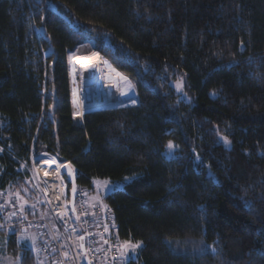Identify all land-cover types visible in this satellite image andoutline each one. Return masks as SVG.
I'll list each match as a JSON object with an SVG mask.
<instances>
[{
  "label": "trees",
  "instance_id": "16d2710c",
  "mask_svg": "<svg viewBox=\"0 0 264 264\" xmlns=\"http://www.w3.org/2000/svg\"><path fill=\"white\" fill-rule=\"evenodd\" d=\"M82 44L132 80L137 105L81 117L74 86V113ZM43 151L89 190L131 177L106 197L121 238L142 243L128 264H264V0H0V192L35 202L23 163Z\"/></svg>",
  "mask_w": 264,
  "mask_h": 264
},
{
  "label": "built area",
  "instance_id": "2783aa9c",
  "mask_svg": "<svg viewBox=\"0 0 264 264\" xmlns=\"http://www.w3.org/2000/svg\"><path fill=\"white\" fill-rule=\"evenodd\" d=\"M42 154V153H41ZM40 155L31 161L37 188L42 193L41 204L24 205L8 193L0 192V234L36 232L42 256L53 264H128L125 258L124 240L112 206L91 204L89 189L79 186L76 198L78 219L70 208V185L64 174L65 190L56 197L53 186L46 182L42 172ZM63 173V172H62ZM43 208L44 211H38ZM85 236V254L81 248V236Z\"/></svg>",
  "mask_w": 264,
  "mask_h": 264
},
{
  "label": "rangeland",
  "instance_id": "374dc122",
  "mask_svg": "<svg viewBox=\"0 0 264 264\" xmlns=\"http://www.w3.org/2000/svg\"><path fill=\"white\" fill-rule=\"evenodd\" d=\"M48 5L50 7H55L54 3L49 1ZM95 49L94 44H82L74 48L69 54H71L72 59L68 55V63H69V77H70V90H71V102L73 106V101H72V90L73 87L75 86V91H76V96H77V103L80 109V104H79V86H78V80L76 76V66L73 60V54L75 55H85L93 52ZM98 51V50H97ZM99 52V51H98ZM99 54H101L99 52ZM102 57V65L104 66V69L106 72H108V82L111 86H113L114 89V96L116 99V105L117 106H122V105H135L138 104V99H137V92L135 89V85L132 80L128 79L125 74L120 72L117 68H115L102 54L100 55ZM72 60V61H71ZM73 62V63H72ZM73 68V69H72ZM73 72V73H72ZM122 73V74H121ZM126 77H125V76ZM174 87L179 94L180 98L187 101L188 103L193 104L195 101V98L193 94L187 90L186 88V82H185V76L181 75L180 78L174 82ZM86 88V87H85ZM113 92V90H112ZM135 101V103H133ZM115 105V106H116ZM112 106H103L100 108H110ZM73 111H74V106H73ZM75 113V111H74ZM82 113V112H81ZM223 140L225 143L230 146V142L228 139L223 137ZM174 145L173 149L169 150L167 148L166 150V155L168 157H176L181 154V148L180 146L175 142L171 141ZM47 152V151H43ZM41 152V153H43ZM40 153V154H41ZM39 154V155H40ZM44 154H49L48 153H43ZM43 155L40 157L42 158ZM58 158V157H57ZM201 160L200 158H198ZM23 169L28 172L29 177L27 179L28 187L29 189L37 190L38 194L36 195V201L33 202L34 204H41L42 201V193L39 191L37 188V184L35 182L34 174L33 171L31 170V164L28 163H23ZM131 180V177H125L123 179H96L94 182L93 187L89 190V196L90 199L92 200H99L101 197L105 198L109 195L111 191L118 190L124 188L126 183H128ZM6 191L13 196L19 198L24 205H30V201H28L25 197L29 195V190H27V194L23 195L18 189H6ZM31 194V193H30ZM44 211L43 208H39L38 211ZM9 235L5 234H0V264H23V257L26 253H29L34 256L35 258V263L36 264H53L48 262L40 253L39 249V235L36 232H30V231H25L21 232L16 236V243L17 246L16 248L12 250L9 246ZM132 244H136L137 242L130 241ZM142 243L140 242V247ZM140 247L136 248L133 250L131 247H125L124 246V256L126 259H137L138 254H139V249Z\"/></svg>",
  "mask_w": 264,
  "mask_h": 264
},
{
  "label": "bare ground",
  "instance_id": "6f19581e",
  "mask_svg": "<svg viewBox=\"0 0 264 264\" xmlns=\"http://www.w3.org/2000/svg\"><path fill=\"white\" fill-rule=\"evenodd\" d=\"M73 57L75 58L76 76L77 79H80L78 80V86L82 112L87 111L90 107L115 106L114 89L108 82L109 73L102 65L100 54L94 50L85 55L73 54ZM40 157L39 162H41L42 172L45 175L44 179L49 185L53 186L54 194L58 197L65 190L62 175L64 162L54 154H44L42 158Z\"/></svg>",
  "mask_w": 264,
  "mask_h": 264
},
{
  "label": "water",
  "instance_id": "95a60500",
  "mask_svg": "<svg viewBox=\"0 0 264 264\" xmlns=\"http://www.w3.org/2000/svg\"><path fill=\"white\" fill-rule=\"evenodd\" d=\"M126 106H131V105L112 106L110 108H119V107H126ZM100 109H103V108L90 107L87 111H85V113L90 112V111L100 110ZM80 116L83 117L84 115H82V113H81ZM63 162H64V166L62 167V172L65 175V177L67 178V181L70 185V208L72 210V213L74 214V217L76 219H78V211L76 208V198H77V192H78V188H79L77 172L74 169V166L70 160H66ZM80 241H81L82 252L85 254V252H86L85 236L82 235L80 238ZM86 264H90L88 258L86 259Z\"/></svg>",
  "mask_w": 264,
  "mask_h": 264
},
{
  "label": "snow or ice",
  "instance_id": "6c2138e0",
  "mask_svg": "<svg viewBox=\"0 0 264 264\" xmlns=\"http://www.w3.org/2000/svg\"><path fill=\"white\" fill-rule=\"evenodd\" d=\"M133 103H135V101H133ZM174 145L173 143L170 141L167 145V148L169 150L173 149ZM124 246L125 247H131L133 250H135L136 248L140 247V242H137L136 244H132L130 241H125L124 242ZM215 249H213L214 251Z\"/></svg>",
  "mask_w": 264,
  "mask_h": 264
},
{
  "label": "crops",
  "instance_id": "0c3cea01",
  "mask_svg": "<svg viewBox=\"0 0 264 264\" xmlns=\"http://www.w3.org/2000/svg\"><path fill=\"white\" fill-rule=\"evenodd\" d=\"M94 182H95V180H94ZM94 182H93V185H94ZM112 192H113V191H111L110 193H112ZM110 193H109V194H110ZM89 201H90L91 204L104 203V202H106V197H105V198H102V197H101L99 200H93V199L91 200V199H90V196H89Z\"/></svg>",
  "mask_w": 264,
  "mask_h": 264
}]
</instances>
